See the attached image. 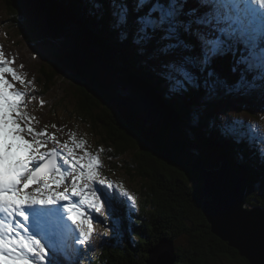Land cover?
<instances>
[{
    "label": "snow or ice",
    "instance_id": "snow-or-ice-1",
    "mask_svg": "<svg viewBox=\"0 0 264 264\" xmlns=\"http://www.w3.org/2000/svg\"><path fill=\"white\" fill-rule=\"evenodd\" d=\"M133 2V13L146 6L147 10L130 23L126 0H113L112 27L122 29L121 39L134 28V43H144L157 55L160 75L172 92L201 87L200 74L206 70L202 86L210 94L217 86L247 93L257 87L256 81L264 90V0H200L201 6L209 7L201 16L196 9L185 10L187 0ZM235 44H243L247 55L237 61L244 65L239 79L229 84L215 76L210 66ZM197 48L199 55H193ZM6 64L0 52V264H60L61 257L66 264H75L83 247L95 238L98 221H93L92 214L107 221L114 199L123 197L135 206L136 198L123 184L101 175L98 155L77 156L83 141L73 139L75 148L64 143L59 145L62 151H41L47 148L48 133L32 127L26 130L31 141L25 139L20 121L27 93L16 90L3 74L11 73L21 84L25 81ZM236 123L243 122L226 126L223 134L243 138L245 133L238 131ZM50 139L56 141L55 136ZM111 220L119 238V220Z\"/></svg>",
    "mask_w": 264,
    "mask_h": 264
},
{
    "label": "trees",
    "instance_id": "trees-1",
    "mask_svg": "<svg viewBox=\"0 0 264 264\" xmlns=\"http://www.w3.org/2000/svg\"><path fill=\"white\" fill-rule=\"evenodd\" d=\"M3 1L9 5V10L7 9V12H10L11 10V12L16 13L13 0ZM48 1L55 8L60 10L58 12L60 19L57 18L56 20L65 25H69V27L73 29H75L76 26L78 29L85 31L88 28V26L85 25V20L78 25L74 20L76 18L80 19L86 17L84 19H86L88 23L92 20L93 28L95 27L94 29H96L97 26L101 29L102 24L106 33L110 31L107 29L109 19L105 17L102 12L97 11L98 9L96 5H92L95 2L100 3V0ZM116 2L119 3V0H116ZM27 10L28 6L25 8V12ZM96 12H99L98 16L96 15ZM15 16L16 18H8L7 22L11 23L12 31H16V35L23 38L22 30L25 31L23 28L26 27H23V24L19 22V15L16 14ZM99 16H101V24L96 23L95 21ZM30 22L31 21L28 23ZM55 25L58 26L56 21L53 26ZM110 25L112 27V24ZM53 26L52 24H43V27L49 36L53 35L50 34L53 31ZM112 30L113 31H110V36L114 33L121 39V33L115 28H112ZM103 36V34L88 33L86 38L80 40L78 49L81 47L83 53L87 51L86 47L89 50L94 51V53L102 52L108 63L122 62L120 69L128 70L129 72L127 75L134 79L139 84L138 86L149 91L154 98H157L158 94H160L163 98L161 102H167L164 98L163 92H169L172 94L173 92L168 83H165V80L160 75V72L162 71L160 69L161 65L157 62L150 63L147 56L142 54L146 52L143 51L142 53H137V51H134V49L131 50L126 44L121 45L119 42H115L113 46H107L103 42L106 40ZM115 39L117 40V38ZM121 40L126 43L133 42L132 39ZM112 41H114V39ZM70 42L73 43L72 39H70ZM233 49H236L237 52L244 51L243 55H247V50L244 45H234ZM198 51V48L195 49V53H198ZM195 53L193 52L192 54L195 55ZM149 54L152 58L151 53ZM137 60H139V63ZM90 61V58H88V65H90ZM45 65L46 64L44 63L40 64L41 71H39V74L40 82L44 87V92L48 89V92L46 93L47 96L51 91V89H49L50 86H47V83L55 86L56 84L53 83V80L55 77L59 76L53 69ZM212 69L214 74L218 76V69L213 66ZM219 69L225 73L228 71L225 66ZM218 77L221 78L220 76ZM62 81H64L63 78ZM68 82L69 81L67 80L64 81L67 87ZM166 85V91H163L162 89H165ZM217 88L219 89V96L224 97L222 89L219 88V86H217ZM189 89L187 95H185L186 92L183 93V91L178 92V94L175 92L174 95H177L176 98L173 95L171 102L165 105L163 111V116L165 118L163 119V122L165 121L163 125L165 128L162 126L161 129L164 133L162 139H158V137L155 136L151 138V141L154 142L152 148H157L160 156L169 159L172 158V155L169 156L170 153L173 151L178 152L177 147L170 143L171 138L165 132L172 133V137L178 138L184 144L180 146L183 149L186 158L193 159L195 153L200 155L202 149L205 150L207 148L208 143L220 147L225 153L224 155L226 159L230 157L236 162L238 175L241 176V172L244 173V176L247 174V178L245 177L244 179L248 184L249 191H251L250 193L248 191L247 195L248 206L254 207L258 204L264 208V161L261 163L260 169H258L260 162L253 165L248 163V165H244L240 157V150L234 148L235 146L237 147L235 139L232 138V142L227 141V136L222 133L221 128L218 127L211 115L212 109L216 105L219 107L223 104H219L214 100L213 95L207 92L204 87L201 89ZM90 90L95 92L93 87H91ZM65 91L68 90L65 89ZM197 91H199L198 97ZM182 94L186 97H182ZM72 99L73 95L70 93V95L64 100L65 106L67 108L71 107L75 115L78 114L82 120L90 124L89 130L91 132H100L101 134L109 136L111 142L114 143V146L116 145L119 149L122 155L120 157L129 156L128 158H122V163H119L125 176H130L133 179L137 177L142 182V185L140 186L142 193L138 190L140 193V202H142L144 198V204H142V208H140L141 211L133 214L130 213L133 207H127V205L123 203L113 204V211L111 212L110 217L119 220V233L123 231L126 232L125 236L127 238V245H123L121 242L123 247L121 246L117 248L116 246L115 248H112L104 246L103 250H101V254L103 253V264H136V261H140V264H145L149 258L148 252L164 237L172 238L176 241L174 242V247L176 245V264H208V258L210 256L207 249L216 250L213 254L216 257V261L221 258V254L227 253L228 255L231 254L229 257L232 261H235V257L237 261L240 260L244 264H249L246 259L239 256L237 251L229 248L227 243L212 234L210 225L200 211L196 212L192 209L189 192L192 194L193 187H191L190 190L188 189L189 184L185 180L184 174L178 169L179 166L176 165V169H174L173 163H170V165L167 166L155 158L156 156L152 153L144 151L145 149H148V145L145 144L143 140L147 137V132L149 131L148 127L145 128L141 126L140 123L134 122L133 126L131 125V129L135 136H129L119 129L114 115H112L99 101L94 99L85 89L80 92L76 101ZM204 104L206 106H204ZM194 114L198 115L200 120L195 126H192V123L189 121ZM131 118L132 115L128 120L129 123L131 122ZM244 124L248 123L246 122ZM260 126L263 127L264 122H261ZM240 129L241 132L251 136L252 139H258V137L255 134L250 133L247 128ZM224 141L229 144H223ZM177 142L179 143L178 140ZM242 144L248 149L246 153H249L251 148H253L245 135L242 138ZM255 147L257 146L255 145ZM179 152H181V149ZM214 154L217 155V152L214 151ZM179 155L180 153L177 155V158ZM206 166L209 165L206 164ZM181 182H183L182 184L185 186L183 187V192L179 195L174 189V183ZM145 187L148 189V194L143 192V188ZM132 214L135 224L132 222ZM111 218H109L110 221H112ZM136 224H140L141 226L137 228ZM199 229L202 230V233ZM107 237L106 245H113L116 240L119 242V239H112L113 237L111 235H108ZM124 241L125 240H123V242ZM201 247H204L203 251L201 250ZM97 254H100L99 249L97 250ZM81 259L82 261L84 260L85 264L88 262L85 257H81Z\"/></svg>",
    "mask_w": 264,
    "mask_h": 264
},
{
    "label": "rangeland",
    "instance_id": "rangeland-1",
    "mask_svg": "<svg viewBox=\"0 0 264 264\" xmlns=\"http://www.w3.org/2000/svg\"><path fill=\"white\" fill-rule=\"evenodd\" d=\"M13 2H14V0H13ZM15 3H18V1L15 0ZM38 4L40 5L41 8H44L45 10H47L49 12V14L52 15L54 21L57 22L58 26L57 25L53 26V31L50 34H53L52 38L55 41L59 42L61 46L65 47L66 37H75L77 30L63 24L62 22H60L58 20H56L54 18L53 11L48 7L47 3L44 0H38ZM20 5H22V10H18V11H19V15L21 16L23 14L24 9H25L24 6L27 5V0H21ZM8 6L9 5L7 3H5L3 0H0V39H1L0 49H3L2 50L3 56H4L5 61H7L6 66L11 67L12 66V60L15 59L16 66L21 71H23L25 69L32 76H34L36 78L35 73L41 71L42 65L40 66V62L38 60H36V54L32 48L39 47V44H35L36 39L39 42L41 39L44 38V40H45V37H48L46 30L43 27L44 20L41 19L43 17L40 16L41 15L40 12L38 14H36L35 18L33 19L36 22L33 23V26L27 27L28 34L24 35V37L21 38L20 36L16 35V31H12L11 23L7 22L8 18H10V17L16 18L15 15L18 14V12L16 9H15L16 13L11 12V10H10V12H7V9L9 10ZM144 11H146V8L142 9L141 12H139L137 14L142 15ZM84 18H86V17H82L80 19L76 18L74 21L78 25L85 20ZM100 19H101L100 17L96 18L95 19L96 23L101 24ZM134 19H135V17L131 15L130 16V22L134 21ZM111 21H112V18L110 19V22L108 20L107 29L110 31H113L112 28L114 29V27H111V25H110ZM89 26L90 27H88L85 31L79 30V33L84 32L87 35L88 33H92V32H94V30H96V32L98 34L104 35L103 38H106V40L103 42L107 46H113V44H115V42H119L121 45H123V44L128 45L131 50L134 49V51H137V53H141L140 47L137 48L136 44L126 43L123 40H121L118 37V35H116L114 33L110 36V31H108L106 33L103 25H102L101 29H94L95 27L93 28L92 20H91V21H89ZM115 29H117V28H115ZM117 30L120 33L122 31L121 29H117ZM205 30H207V29H205ZM84 38H86V37H84V36L81 37V39H84ZM115 38H117V40ZM77 39H79V37H77ZM81 39L78 40V43ZM109 39H112V40L114 39V41L109 40ZM125 39L126 40L131 39L129 34H128L127 38H125ZM235 45H243V44H235ZM45 46L47 48H49L48 43ZM86 50L87 51H85V53L82 52V53L78 54L75 52V53H71L73 55L67 56L64 53H60L59 50L56 48V46L51 45L49 51H53V52L48 53V55L46 56V61H44V64H46L48 67H50L54 71L56 69H62L64 71L73 70V74L76 75V79L78 77L88 79L89 82L91 83V85H93V87L99 89L97 91V93L101 95V90L103 88L101 83L105 82L106 83V89H107V83H111V80L113 78H115V76H112L110 74L109 66L107 64H105V62L97 55V53H93V51L89 50L87 47H86ZM8 51H9V53H8ZM37 51L43 52V50L40 48H38ZM193 52L195 53V50ZM198 53H199V51H198ZM83 56H85V57H83ZM86 57H89L91 60L89 66H85V64H84L88 60ZM137 61L139 63V60H137ZM37 69H39V70H37ZM13 70L19 75V71L17 68L14 67ZM46 70H48V69H46ZM95 71H97L98 73L94 74ZM58 76L59 77H55L53 80V83L56 84L55 86L53 84L47 83V86H50L49 89H51V91L48 93V95L44 98V100L47 101V105H45L40 100H38V102H35L32 99V97H31L32 100L30 98L25 97V102H27L26 103L27 110H25V111L27 113L31 112L30 117L32 120L30 122L28 120H24V122L28 127H32L35 132H43L42 125L44 124V122L45 121H49V122L51 121V123H52V121H53L52 118H55V112H53L51 110L49 111L51 105L53 103H55L54 95L55 96L58 95L59 100H65V98L67 96H69L70 93L74 96V98H78L80 92L83 91V88H82L83 84L82 83H74V81L76 79H74L71 83L68 82V87H67V85L62 81V78H63L62 74H60ZM227 76H230V73ZM8 78H13V77H12L11 73L6 74V72H5L4 79L7 80ZM226 81L229 84H231V82L229 80H226ZM114 83L120 84V81L117 79H114ZM121 83H123L125 85L126 80L122 78ZM255 83H256L257 87L254 90L247 92V93H236V92H234L233 96H232L231 92L222 89V91H223L222 94L224 95V97H220L219 96V89L217 88V91L213 94L214 100H216L219 104H223V105H221L219 107L216 105L212 109L211 115L213 116L215 123H217L218 127H220L221 130L224 129L226 126L233 125L234 122H243V123H236L235 127H237L239 132H241L240 128H247L250 131V133L255 134L258 137L257 140L252 139L251 136H249L247 134H245V137L248 139V141L251 143V146L253 147V148H251V150L255 153L262 154V153H264V149H263L264 126L262 127L261 130H259L258 124L261 122L262 123L264 122V90H262L260 88V84H261L260 81H256ZM65 89L68 91H65ZM41 90H44V87L42 84H41ZM41 90L39 88L40 96L42 97L43 95H46V92H44V91L42 92ZM34 92H35V99H36V98H38V93L36 91H34ZM52 92H54L53 96H51ZM174 93L175 92H173L172 95H170L169 92L164 93V98L167 100V102L165 101V103H162V105H161L164 109H165V105L168 104L169 102H171V100L173 99ZM176 94L174 95L175 98L177 96ZM185 95H187V91H186ZM232 97L236 102H235V104L229 105L228 101ZM32 101H33L34 107L29 106V103H31ZM249 101H251V102H249ZM205 111H207V110H205ZM67 112L69 113V110H67ZM232 114L235 115L233 120L228 118V117H231ZM64 117H67L65 119L66 122H64L60 118L54 119V121H56V127H60L62 129L61 136L64 137L65 140H68L71 143H72L73 139H75L76 143H79L81 141L84 142L83 150L78 149V148L76 149V154H78V156H81L85 152L91 153L92 155H96L95 149L101 148L102 151H105V153H104L105 156L109 155V157H111V156L113 157L112 161H109L110 159L108 157V162L110 165H114V164L119 165V163H118L119 160H121L122 158H128L129 157V156L119 157V156H121V153H120L119 149L117 148V146L116 145L114 146V143L111 142L109 136H107L105 134H101L100 132H91L90 130H87V128L90 126V124L84 122L78 114L75 115V125H73L71 122H68V119H69L68 115L65 114V115H63V118ZM36 120H37V122H35ZM199 120H200V118L198 117V115L194 114L191 116L189 122L192 123V126H195L197 124V122H199ZM246 122L248 124H244ZM162 126H164V125H161L160 129H162ZM249 126H252V127L249 128ZM21 127H22V125H21ZM74 127L79 128V130L75 129ZM164 128H165V126H164ZM70 132H72V133H70ZM47 133H48L49 137L55 136L58 140L60 138V136L58 135L56 130L54 132H47ZM80 134H81V136H79ZM24 135L28 136V138L31 137V134L27 133L26 130H25ZM226 136H227L226 140L229 142L232 141V138H234L235 140H239L240 141V148L242 149V146H243L242 138H238V135H235V136L234 135H226ZM236 137H237V139H236ZM97 140H100V141L96 142ZM92 142L96 145V147H93L91 145ZM224 143L229 144L228 142H225V141H224ZM254 144L257 147H255ZM50 145H52V142L49 140L48 144H47V148L41 149V151L51 150V149H49ZM71 146L75 148L74 144H72ZM213 146H214L213 150H215L219 155L218 151H219L220 147H218L216 145H213ZM208 148H210V147H208ZM243 149L242 150L244 152L248 151L247 147L245 148L243 146ZM172 153H175V151H173ZM172 153H170L169 156H171ZM259 154H258V156H259ZM205 156L207 157L206 161L211 162L208 165H214L212 163H215L218 166V159L214 153H207L206 152ZM263 161H264L263 159L260 160V163L258 165V169H260V165H261V163H263ZM85 163H86V161H85ZM255 163H257V162H255ZM255 163H253V164H255ZM125 164H127V163H125ZM103 171L104 170L101 167L100 172H101V175L104 176ZM233 172L235 173V175L238 174L236 169ZM113 174L119 176V178L121 179L120 181L123 183L124 186H126V190H128L133 196L137 193L138 199L140 201V193H142L141 187H140L142 185L141 180L137 177H135V179H133L130 176H125V174L118 172V171H116ZM240 174L242 177L244 176L243 172H241ZM104 177L106 178V176H104ZM184 177H185V175H184ZM185 180L189 184V181L186 177H185ZM182 183L183 182L174 183V185H175L174 189L178 192L179 195L183 192V187L185 186ZM32 187H30L29 191L32 190ZM191 187H192V183L189 184L188 189L190 190ZM60 190L63 191V188H61ZM138 190L140 191V193ZM143 192L148 194V189L146 187L143 188ZM250 192L251 191H249V193ZM114 194L118 196V193H114ZM189 194H190V196H192L190 192H189ZM136 201H137V199H136ZM139 201H138L139 206L135 210V212L141 211L140 208H142L141 206H142V204H144V198H143L142 202H139ZM147 202H148V200H147ZM114 203H123L125 205L131 206L134 208V206H132L131 202L128 201L127 199H125L124 202H122L120 198L114 199L112 204H114ZM257 207L262 208L261 205H258V204H257ZM105 211L107 212V207H106ZM110 216H111V214H110ZM95 217H96V221L99 220L98 221L99 236L97 237L96 241L93 243V246H91L90 250L87 251V254H86V251L84 249L82 250L81 257L86 256L87 260H89V254H91V255L94 254L97 251V248L99 247V245L103 242L101 226L103 228L104 234L106 233V235L107 234L111 235L113 237V239H121V242L123 240H125L123 242V245H125V244L127 245V243H126L127 238L125 236V233H126L125 231L121 232L119 235V238H117L116 230L113 227L112 221H110L109 219L106 221L104 219L105 218L104 216H99L97 214H95ZM132 222H133V224H135L133 220H132ZM140 226H141L140 224H136L137 228ZM94 231H95V235H96L98 233V230H97V226L95 223H94ZM199 231L202 233L201 229H199ZM163 239H165V237L162 238L161 240H159V242L163 241ZM166 239H172V238L167 237ZM172 240H173L172 241L173 243L176 242L174 239H172ZM116 244H119V243H115L114 245H116ZM157 244H159V243H157ZM123 245H121V246L123 247ZM228 247L231 249H234V248L230 247L229 245H228ZM201 250L203 251L204 247H201ZM207 250H208L209 256H210L208 258V264H244L240 260L237 261L234 256L233 257H234V260L236 262L232 261L229 257V255H231V254L228 255L227 253L221 254V258L216 261V257L213 255L216 252V250H214V249H207ZM235 251H237V250H235ZM237 253L239 254V256L241 258H244L240 255V253L238 251H237ZM211 258L214 260H212ZM244 259H246V258H244ZM246 261L249 264H252L247 259H246ZM94 262L95 261L92 260L91 262H88V264H94ZM139 262L140 261H136V264H140ZM145 264H147V262Z\"/></svg>",
    "mask_w": 264,
    "mask_h": 264
},
{
    "label": "water",
    "instance_id": "water-1",
    "mask_svg": "<svg viewBox=\"0 0 264 264\" xmlns=\"http://www.w3.org/2000/svg\"><path fill=\"white\" fill-rule=\"evenodd\" d=\"M17 1L18 3H15L14 0V8L19 15L18 10H22V5H20L21 0ZM44 1L53 11L54 18L60 19L58 12L53 9L50 2L48 0ZM26 6H28V10L25 12L24 9L23 14L21 16L19 15V22L23 24V27H26L23 28L25 31L22 30L23 37L28 34L27 27L33 26V23L36 22L33 19L39 12L41 13L40 16L43 17L41 19L44 20V24L54 25L55 21L52 15L40 7L38 0H27ZM29 21L31 22L28 23ZM47 36L45 40L43 38L39 42L36 39L35 44H39V47L32 48L35 54L38 55L40 61H46L48 53L53 52L49 51L51 45L56 46L60 53H64L67 56L73 55L71 53L76 52L79 54L83 52L81 47L78 49L80 43V41L78 43V40L81 39L78 34L75 37H66L65 47L55 41L52 36L48 34ZM70 39H72L73 43L70 42ZM47 43L49 44V48L45 46ZM38 48L42 49L43 52L37 51ZM97 55L99 56L98 53ZM86 58L88 59L89 57ZM84 64L85 66H89L87 61ZM55 71L58 75L62 74L63 78L69 82L76 79L73 70L64 71L62 69H56ZM97 73L95 71L94 74ZM114 79L119 80L120 84L114 83ZM74 83H82V88L114 115L117 126L127 135L135 136L131 129V125L133 126L134 122L140 123L145 128L148 127L147 137L143 139L144 143L148 145V149L144 151L152 153L156 156L155 158L167 166L170 163H173L174 169H176V165L179 166L178 169L188 179L189 184L192 183V203L206 218L211 227L212 234L237 250L242 257L246 258L252 264H264V210L259 207H253V209L247 207L245 200L246 182L244 180L236 176L233 170L227 166L210 169L198 160L186 158L180 144L172 137V133L170 132L165 133L171 138L170 143L177 147L178 152L172 153V158L170 159L160 156L158 149L152 148L154 142L151 141V138L155 136L158 139H162L164 132L161 131L160 127L165 121L160 126L159 123L161 119L165 118L160 114V108L145 90L127 81L124 85L119 78H113L111 83H107V89L106 83H101L103 86L101 95L97 93L99 89L93 87L86 78L78 77ZM91 87L95 89V92L90 90ZM131 115L132 118L129 123L128 120ZM180 149L181 152H179ZM179 153L180 155L177 158ZM196 157L197 154L195 153L194 158ZM167 249V258L171 259V264H175L177 257L176 251L174 250V243L167 241ZM163 264H168V262L166 261Z\"/></svg>",
    "mask_w": 264,
    "mask_h": 264
},
{
    "label": "bare ground",
    "instance_id": "bare-ground-1",
    "mask_svg": "<svg viewBox=\"0 0 264 264\" xmlns=\"http://www.w3.org/2000/svg\"><path fill=\"white\" fill-rule=\"evenodd\" d=\"M6 74H9V72H6ZM3 75L5 76V73ZM64 81H65V79H64ZM35 122H37V120ZM161 124H163V120L162 119H161V121L159 123V126ZM31 139H32V136L30 137V140ZM236 176H238L239 178L242 177V176H239L238 174ZM243 180L246 182L245 179H243ZM246 185H247V182H246ZM247 188H249V187L246 186V191H247ZM245 200H246V203H248V196L246 194H245ZM254 207H257V206H254ZM262 209L264 210L263 207H262ZM167 241L168 242H172V240H168V239L165 238V239H163V241L159 242V244H157L155 247L151 248V250L148 252L149 258L146 261L148 264H152V263L153 264H163L164 262L166 263V261L168 262V264H171V259L167 258V254H168ZM175 247H176V245H175ZM175 247H174V250H175Z\"/></svg>",
    "mask_w": 264,
    "mask_h": 264
}]
</instances>
